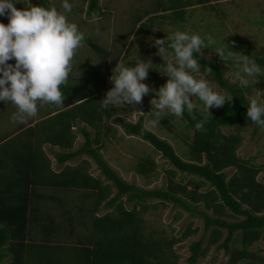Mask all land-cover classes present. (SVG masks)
I'll return each mask as SVG.
<instances>
[{
    "label": "trees",
    "instance_id": "trees-1",
    "mask_svg": "<svg viewBox=\"0 0 264 264\" xmlns=\"http://www.w3.org/2000/svg\"><path fill=\"white\" fill-rule=\"evenodd\" d=\"M82 1L86 18L102 14L99 0ZM211 1L216 0H158L156 10L151 14L142 11L143 16L134 17L128 29L131 31L150 14L165 18L179 31L187 13L194 11L186 9L193 6L205 10L206 22L211 16L220 22L226 13ZM35 6L50 8L48 0H36ZM15 7L29 8L19 4ZM159 13L169 15L156 16ZM256 24L264 25V16ZM239 40L232 35L228 42H220L219 47L228 44L237 54L253 57L264 70V49L260 48L257 55L244 50ZM82 44L96 54L107 55L85 37ZM203 53H207V48ZM195 58L201 64L200 70L231 101L222 107L210 108L211 116L203 110L201 102V109L195 108L192 115L185 110L180 119L191 137L188 144L185 142L184 160L165 140L144 128L142 116L135 123L116 119L124 134L146 142L172 166L173 170L165 172L166 179L160 188L144 190L124 182L99 153L108 142L103 132L105 119L114 115L111 107L102 106L106 92L113 87L110 74H106L100 87L92 93L73 94L71 86L61 85L64 96L61 107L51 103L44 116L34 122L27 120L14 136L0 138V264L3 261L6 264H178L173 245L194 235L197 228L185 229L179 238L154 237L142 217L154 207V204L149 207L150 200H156L159 205L169 203L202 221V231L208 235L189 244L186 264H197L211 246L228 256L225 264H264V258L251 251V246L264 236V183L256 180L264 166L238 157L242 141L238 133H222L224 128L249 124L254 136L264 128L247 118L246 87L230 84L224 78L220 63L236 61L221 60L217 53L211 58L204 55ZM206 68L212 73H207ZM150 109L151 106L143 107L141 112L153 119L147 113ZM205 117L207 123L203 131H198L196 124ZM79 124L82 128L77 132L83 142L73 150L72 128ZM43 146H48L49 151L58 149L54 153L58 169H50ZM80 155L87 159H79ZM76 158L78 162L68 164ZM88 160L95 164L99 176L90 174ZM134 167L136 175L146 181L155 176L156 164L149 156L139 158ZM228 169L233 170L229 176L225 172ZM176 172L191 178L182 184L174 180ZM62 194L76 195L80 203L39 206L49 201L61 203L58 198Z\"/></svg>",
    "mask_w": 264,
    "mask_h": 264
},
{
    "label": "rangeland",
    "instance_id": "rangeland-1",
    "mask_svg": "<svg viewBox=\"0 0 264 264\" xmlns=\"http://www.w3.org/2000/svg\"><path fill=\"white\" fill-rule=\"evenodd\" d=\"M157 1L99 0V6L103 8L102 14L97 13L86 18L83 13L85 4L82 0H68L72 5V10L68 13H64V9L62 8L63 0H48L50 8L55 7L59 12L64 13L69 22L75 23L78 26L79 31L84 34L86 39L107 53V55L96 54L84 44L77 49L71 62L72 70L69 73L67 82L71 86L73 94H87L96 91L105 79L106 74H110L109 78L113 75V69L116 64L124 63L126 66L134 67L139 59L144 62L150 60L153 64L152 69L148 71V78L142 81L143 83L151 89L156 90L166 83L165 66L172 59V56L160 57L157 54V47L153 45L152 38L164 39L169 34L176 32L177 28L170 25L165 18L161 19L150 15L157 8ZM160 1L167 2V0ZM13 2L15 6L19 4L31 7L35 6L36 0H13ZM211 3L220 5L224 13H226L225 19L218 22L217 19L211 16L212 18L209 17L208 22H206L207 16H205V10L198 6H193L186 9L194 11L187 13V18L181 24L179 30L188 32L189 34H199L206 41L205 44L208 45L206 47L207 53L204 54L203 49L201 55L207 58L215 56L216 50L220 48L219 43L222 42L224 44L228 42L229 37L232 35H236L240 39V45L243 42L244 50L259 55V49H264V25L258 26L256 22L264 16V0H216L211 1ZM142 11H147L150 14L146 15L141 23L136 24L129 31L128 27L132 25L131 20L134 17L143 16L141 14ZM168 15L169 13H159L156 16L162 17ZM0 23L7 25L8 17L6 15L0 16ZM141 25L142 27H140ZM206 25L210 27L207 29ZM209 36L213 38L215 43L208 44L207 37ZM8 63L14 64L15 60H10ZM220 66L224 70V78L230 84H240L233 76V73L239 70L236 62L232 64L220 63ZM201 73L203 74V71ZM192 75L197 79L201 78L200 73H192ZM206 78L210 81V86L214 91L227 97L224 91L220 90L209 76ZM154 95V92H150L144 96L142 106L140 104L132 106L125 104L123 107L109 106L113 109L114 115L105 119L103 130L108 138V142L105 144L104 151H99V153H102L103 160L106 161L117 176L124 182L144 190L160 188L166 179L165 172L173 170V168L159 154L155 153L146 142L124 134L116 119L120 118L135 123L142 116L144 128L154 133L160 139L165 140L172 147L175 154L183 160L185 159V142L188 144L191 137V132L183 128L184 122L180 117L167 115L160 120V124L158 123L153 126L151 123L152 119H149L147 114L138 112L143 107L147 109L151 106L149 101ZM244 97L248 103L253 98L261 97V99H264V77H261L258 83L249 84L246 87ZM192 99L196 105V109L200 110V102H203L196 97ZM49 106H51V103L38 102L37 116L28 120H35L44 116L46 112H49ZM16 111L17 108L14 104L0 101V134H7L16 126L23 124L12 121L11 117ZM80 127L82 128L80 124L75 127L73 150L83 142V138L77 132ZM86 129L92 132L88 128ZM251 130V125L247 124L242 127L224 128L222 129V133L225 135L238 133L242 139L241 147L237 151L238 157L256 166H264V131L252 136ZM144 156H149L156 164V168H154L155 176H150L147 181L134 172L136 162ZM78 158L87 159L84 155H80ZM78 158L73 159L68 164L78 162ZM88 162L90 164V174L95 177L99 176L95 164L91 160H88ZM52 168H54V161L52 162ZM225 172L229 176L233 170L228 169ZM263 177L264 170H259L256 180L264 183ZM190 178V176L176 172L174 180L186 184ZM187 188L189 189L190 187ZM203 190L204 188L200 191ZM124 198L123 196L122 199ZM58 199L61 200L63 206H77L80 203L78 200L80 197L76 195L62 194ZM149 204V207L153 204L154 207L148 209L142 217L147 229L153 232L154 237L161 236L166 240L179 238L185 229L189 228L191 230L197 228V232L194 235L174 244L172 247V251L178 256V264H186L185 260L189 255V244L196 242L200 238L205 239L208 235V232L202 231V221L195 217H189L186 212L172 207L169 203L159 205L156 200H150ZM39 206H57V203L49 201ZM251 251L264 258V236L251 246ZM227 258L228 256L224 255L222 250H216L215 246H211L197 264H225ZM3 264H6V262L3 261Z\"/></svg>",
    "mask_w": 264,
    "mask_h": 264
},
{
    "label": "clouds",
    "instance_id": "clouds-1",
    "mask_svg": "<svg viewBox=\"0 0 264 264\" xmlns=\"http://www.w3.org/2000/svg\"><path fill=\"white\" fill-rule=\"evenodd\" d=\"M62 8L64 13H68L72 5L63 0ZM64 13L55 7L18 9L13 0H0V16L8 17L7 25L0 23V101L16 106L17 111L11 117L13 122L26 123L29 118L36 117L38 102L52 103L57 107L63 105L60 87L67 84L71 62L84 40V34L75 23L68 21ZM207 40L208 44L215 43L211 36ZM152 41L160 57L172 56L165 66L166 83L156 90L142 82L152 69L150 60L144 62L139 59L134 67L118 63L110 77L113 87L102 99L104 108L139 105L143 103L144 96L154 92L149 101L151 109L147 113L153 117L151 123L155 126L167 115L182 117L185 110L192 115L196 108L193 97L203 102L209 115L210 108H219L231 101V97L214 91L207 75L200 71L201 64L195 57L200 56L208 45L199 34L176 31L164 39L152 38ZM216 53L221 60L236 61L239 70L233 76L244 87L258 83L264 77V70L253 57L241 52L237 54L228 44L218 48ZM13 59L14 64L8 63ZM206 69L207 73H212L210 68ZM192 73H200L201 78L197 79ZM262 100L261 97L250 100L247 118L264 128ZM206 123L207 117L197 122L195 127L203 131Z\"/></svg>",
    "mask_w": 264,
    "mask_h": 264
},
{
    "label": "crops",
    "instance_id": "crops-1",
    "mask_svg": "<svg viewBox=\"0 0 264 264\" xmlns=\"http://www.w3.org/2000/svg\"><path fill=\"white\" fill-rule=\"evenodd\" d=\"M2 111V110H1ZM0 115H1V113H0ZM40 118V117H39ZM37 119H35V120H33V122L34 121H36ZM1 125V124H0ZM33 125V124H32ZM22 126V124L21 125H19V126H16L11 132H9V133H7V134H0V138H2V137H5L6 135L7 136H9V137H11V136H14V134L19 130V128ZM72 130L73 131H75V127L74 128H72ZM42 149H43V152L45 153V158L48 160V162H49V164H50V169L53 171V170H56V169H58L57 167H56V161H55V155H54V153H57L58 152V149L57 148H54L53 149V151H49V149H48V146H43L42 147ZM54 161V168H52V162ZM41 191H43V189H41ZM57 202V201H56ZM57 206H63V204H62V202L61 203H57Z\"/></svg>",
    "mask_w": 264,
    "mask_h": 264
}]
</instances>
